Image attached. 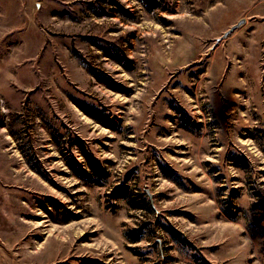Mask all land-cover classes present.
Returning <instances> with one entry per match:
<instances>
[{"label": "rangeland", "instance_id": "374dc122", "mask_svg": "<svg viewBox=\"0 0 264 264\" xmlns=\"http://www.w3.org/2000/svg\"><path fill=\"white\" fill-rule=\"evenodd\" d=\"M9 8L0 264H264V0Z\"/></svg>", "mask_w": 264, "mask_h": 264}, {"label": "crops", "instance_id": "0c3cea01", "mask_svg": "<svg viewBox=\"0 0 264 264\" xmlns=\"http://www.w3.org/2000/svg\"><path fill=\"white\" fill-rule=\"evenodd\" d=\"M11 0H0V26H5V20L9 21V5Z\"/></svg>", "mask_w": 264, "mask_h": 264}, {"label": "trees", "instance_id": "16d2710c", "mask_svg": "<svg viewBox=\"0 0 264 264\" xmlns=\"http://www.w3.org/2000/svg\"><path fill=\"white\" fill-rule=\"evenodd\" d=\"M113 3L119 8L120 11H122V13H127L121 6H119L118 3L116 2ZM84 155L87 161L89 162L90 168L96 167V164H93V162L91 161L92 158L90 157V153L84 151ZM82 172H84V170H82ZM125 189H126L125 186H118V188L114 190V193H122L125 191Z\"/></svg>", "mask_w": 264, "mask_h": 264}, {"label": "water", "instance_id": "95a60500", "mask_svg": "<svg viewBox=\"0 0 264 264\" xmlns=\"http://www.w3.org/2000/svg\"><path fill=\"white\" fill-rule=\"evenodd\" d=\"M244 23V20H240L237 24L233 25L227 32L224 33L223 38H226L231 32H233L236 28L241 26Z\"/></svg>", "mask_w": 264, "mask_h": 264}]
</instances>
